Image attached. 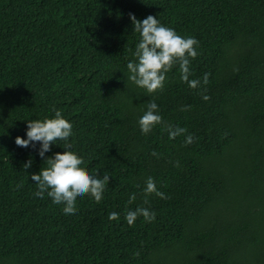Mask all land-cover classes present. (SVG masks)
<instances>
[{
  "label": "trees",
  "instance_id": "1",
  "mask_svg": "<svg viewBox=\"0 0 264 264\" xmlns=\"http://www.w3.org/2000/svg\"><path fill=\"white\" fill-rule=\"evenodd\" d=\"M129 14L198 41L197 88L178 65L151 94L128 81ZM152 100L162 122L144 134ZM54 108L83 170L109 176L75 216L34 195L46 165L14 143ZM169 126L186 132L169 139ZM148 177L164 198L145 196ZM138 206L155 219L130 226ZM0 264H264V0H0Z\"/></svg>",
  "mask_w": 264,
  "mask_h": 264
},
{
  "label": "clouds",
  "instance_id": "2",
  "mask_svg": "<svg viewBox=\"0 0 264 264\" xmlns=\"http://www.w3.org/2000/svg\"><path fill=\"white\" fill-rule=\"evenodd\" d=\"M132 31L138 33L139 39L132 52L133 59L128 60L125 65L127 79L137 88L151 94L163 88L168 73L174 66L178 65L180 80L186 82L190 88H197L201 84L199 79H189L190 59L197 55L198 41L192 36H181L176 31L162 24L153 15H147L143 19H137L134 14H129ZM207 74L204 75L203 83H207ZM202 99L209 97L204 95ZM51 116L38 119L23 120L26 124L24 137L16 136L14 143L19 147H31L35 150L45 163V167L38 172L30 174V179L36 184L34 195L41 199L45 195L50 198L56 207L63 206L64 216H75L77 214V199L86 194L96 202H100L106 185L109 183L108 175L89 174L83 170L84 161L73 154L72 144L69 142L74 135L72 124L62 115L59 109H52ZM162 122L160 110L152 100L145 104L137 124L142 133H149L156 125ZM169 139L186 132L183 127L167 128ZM63 142L64 154L59 151L52 152V146L61 145ZM192 134H187L185 144H191ZM46 153H51L47 155ZM156 155L155 152L152 153ZM32 164L31 159L23 164L28 169ZM145 196L155 193L164 198L152 177H148L143 188ZM135 195L130 196V201ZM119 216L116 212L108 215L109 220H115ZM137 216H142L145 221L151 222L155 219V213L145 207H136L134 210L126 211L124 219L128 225H132Z\"/></svg>",
  "mask_w": 264,
  "mask_h": 264
}]
</instances>
